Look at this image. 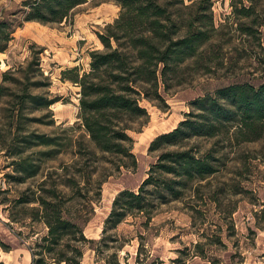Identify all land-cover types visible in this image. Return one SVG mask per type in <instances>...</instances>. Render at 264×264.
<instances>
[{
	"label": "rangeland",
	"instance_id": "374dc122",
	"mask_svg": "<svg viewBox=\"0 0 264 264\" xmlns=\"http://www.w3.org/2000/svg\"><path fill=\"white\" fill-rule=\"evenodd\" d=\"M23 1L0 0V16L18 10ZM120 11L114 0H90L76 8L69 21L47 25L25 22L14 33L9 50L0 53L1 69L15 67L13 75L20 79L7 81L8 95L0 97V129L7 134L0 141L10 145L6 150L0 148V237L6 244L0 245V259L6 264H33L30 247L47 234L48 227L31 216L37 203L19 204L17 199L51 172L52 180L65 179L63 167L79 158L80 166L94 171V179L105 180L102 197L94 202L95 214L85 226L87 236L97 242L86 249L84 264H106L108 258L120 264H262L263 141L225 143L219 172L194 183L183 197L161 205L151 221L144 215H130L107 233V240L101 239L115 198L124 189L138 190L156 162L160 152L150 151L152 141L176 128L193 110L194 100L229 84L264 82V0H213L211 12L217 30L209 27L212 38L198 56L170 74V87L165 90L163 84L161 88L165 100L142 102L151 118L140 131L132 132L137 168H119L118 157L96 158L88 147L76 155L74 148L66 146L68 135H84L87 141L89 136L79 126L81 87L64 72L74 67L80 68L81 75L90 71L91 52L104 48L98 33ZM32 60L39 64L32 67L30 81L41 84L29 87L30 92L55 99L49 108L36 109L30 102L23 106L18 96L29 82L28 73L19 67H27ZM9 94L13 99L10 104ZM22 110L24 116L15 121V129L9 134L6 128ZM70 127L75 128L67 131ZM32 132L57 136L62 145L30 147L23 140ZM198 142L209 144L206 140ZM21 150L23 153L18 154ZM48 150L53 154L40 153ZM28 157L42 165L36 177L27 178L13 164ZM98 249L105 254L99 255Z\"/></svg>",
	"mask_w": 264,
	"mask_h": 264
},
{
	"label": "trees",
	"instance_id": "16d2710c",
	"mask_svg": "<svg viewBox=\"0 0 264 264\" xmlns=\"http://www.w3.org/2000/svg\"><path fill=\"white\" fill-rule=\"evenodd\" d=\"M89 1L24 0L18 10L0 16V53L9 50L14 33L25 22L63 23L70 20L76 8ZM114 1L121 7L120 14L98 33L104 48L91 52L90 71L81 75L80 68L74 67L64 72L81 87L82 123L79 126L89 136L87 141L84 135H68L66 146L74 148L76 155L88 147L96 158L100 155L118 157L119 168H137L139 162L133 152L132 132L140 131L151 118L142 105L143 100H165L162 85L165 90L170 87V74L198 56L212 38L209 27L214 31L217 28L211 12L213 0ZM36 61L32 60L27 67L20 65L19 70L28 73L29 82L18 96L23 106L30 102L36 109L49 108L55 99L30 92L29 87L41 84L30 81L32 67L39 64ZM1 65L0 57V97H3L10 89L6 82L20 79L13 75L15 67L3 71ZM9 95L10 104L13 99L12 94ZM192 105L193 110L176 128L152 141L150 151L160 152L156 162L138 190L124 189L115 198L101 241L107 240V233L118 228L130 215H144L151 221L161 205L183 197L194 183L219 172L222 154L227 149L225 143L264 142V82L229 84L218 88L214 94L197 98ZM22 113L23 110L15 114L10 128H6L9 134L15 129V121L24 116ZM4 136L7 134L0 129V137ZM59 139L32 132L23 141L35 148L62 145ZM199 140L209 144L202 146ZM7 145L6 141H0L1 150L9 149ZM17 152L23 153V150ZM40 153L53 154L50 150ZM31 158L13 162L18 166L17 171L24 172L27 178L36 177L43 170L42 165ZM78 159L63 167L65 179L52 180L51 172L17 199L19 204L37 203L31 216L48 227L47 234L30 247L33 264H84L86 249L97 242L87 236L85 226L95 214L94 202L101 199L105 180L94 179V171L80 166ZM91 190H94L93 196ZM0 245L6 246L1 237ZM98 253L105 254V250L100 249ZM108 259L106 264H120ZM0 264L6 262L0 259Z\"/></svg>",
	"mask_w": 264,
	"mask_h": 264
}]
</instances>
